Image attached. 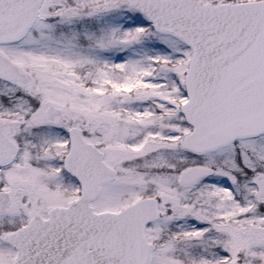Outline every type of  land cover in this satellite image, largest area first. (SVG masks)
Returning <instances> with one entry per match:
<instances>
[{"label":"snow or ice","instance_id":"snow-or-ice-1","mask_svg":"<svg viewBox=\"0 0 264 264\" xmlns=\"http://www.w3.org/2000/svg\"><path fill=\"white\" fill-rule=\"evenodd\" d=\"M0 264H264V0H0Z\"/></svg>","mask_w":264,"mask_h":264}]
</instances>
